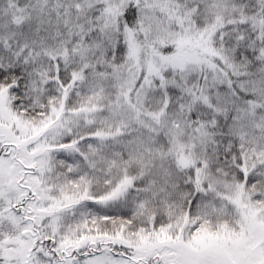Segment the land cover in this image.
Returning <instances> with one entry per match:
<instances>
[{
    "label": "snow or ice",
    "instance_id": "obj_1",
    "mask_svg": "<svg viewBox=\"0 0 264 264\" xmlns=\"http://www.w3.org/2000/svg\"><path fill=\"white\" fill-rule=\"evenodd\" d=\"M0 264H264V0H0Z\"/></svg>",
    "mask_w": 264,
    "mask_h": 264
}]
</instances>
